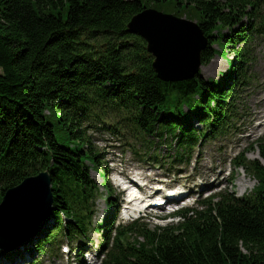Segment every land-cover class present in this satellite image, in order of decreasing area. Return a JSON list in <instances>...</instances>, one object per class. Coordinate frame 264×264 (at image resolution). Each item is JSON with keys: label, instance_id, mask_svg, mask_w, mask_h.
Returning a JSON list of instances; mask_svg holds the SVG:
<instances>
[{"label": "trees", "instance_id": "1", "mask_svg": "<svg viewBox=\"0 0 264 264\" xmlns=\"http://www.w3.org/2000/svg\"><path fill=\"white\" fill-rule=\"evenodd\" d=\"M146 7L196 20L207 37L202 63L232 56L224 78L159 80L145 42L127 31ZM255 36H264V0H0V197L47 169L56 224L44 239L49 250L59 236H87L95 194L88 170L101 161L83 123L123 113L140 133L175 141L188 161L199 137L225 134L232 123ZM255 145L263 163L235 162L257 179L253 194L202 200L176 224L135 221L117 231L102 264H264V139Z\"/></svg>", "mask_w": 264, "mask_h": 264}, {"label": "rangeland", "instance_id": "2", "mask_svg": "<svg viewBox=\"0 0 264 264\" xmlns=\"http://www.w3.org/2000/svg\"><path fill=\"white\" fill-rule=\"evenodd\" d=\"M153 9L168 15H173L175 13L174 10H167L161 7H155ZM253 56V61L248 64L251 78L235 89L233 93L234 95H240L238 98V106L236 107L237 113L236 118H234L235 123L233 128L225 135L216 138L215 141L205 143L204 146L201 147L205 158L197 163L194 160L191 162L194 168H202L200 169L201 174L195 176L197 178L194 180L196 184L200 183V181H202V184L207 183V185L216 184V182L223 180L222 176H224V179L227 178L226 173L231 168L229 160L241 150L244 151L247 149L248 144L264 137V37L257 39L253 48ZM228 58L230 59L231 57L229 56ZM227 65L226 58L216 55L210 62L201 66L200 72L205 79L219 80L222 77V73L226 72ZM113 121H116V119H108L105 124H103L96 118V125L95 122L90 121L88 123L90 126L88 132L90 133L92 146L102 151L100 155L103 161L102 167L105 165L109 169L108 182L111 184L113 190L112 198H115V200L119 198V204L123 202V199L117 195L119 188L116 187L115 183L120 174L135 180L139 178L147 184V187L155 184H158L160 187H172L170 184L174 182L173 180H178L179 182H175V184L180 183L178 186H183L187 179L193 176V172H190L185 174L187 175H184L185 177L181 175L175 178V176L164 174L166 172V164L157 165L147 156L140 159L136 153L123 144V141L127 140L139 146L147 147V142L152 140V138L142 136L141 134H138L136 137H131L130 133L132 132H130V125L125 124V122L124 125H121L118 132L112 133L111 130H107V127H109ZM154 142L155 143L150 146V151L153 155L159 154L161 157H166L171 152L167 142ZM196 151L197 150H195V152ZM247 156L253 158L257 155L249 153ZM219 172H223L220 177H218ZM89 176L94 184H96L97 188L94 203L96 211L94 220L97 223L107 219L113 213H110V211H112L111 209L109 211L105 208L104 200L105 198L107 199L108 196L106 195V190L102 186L103 182L98 178L97 171L90 169ZM233 178V186L232 188L229 187L228 190L235 192L236 195H243L254 186V181L251 180L242 169L234 170ZM242 182L245 184L243 187L241 186ZM221 187L222 186H219V189ZM152 190L153 189H151V191ZM160 194L161 193H159V195ZM191 202L192 199L190 198L189 203ZM164 213V211H159L160 215H164ZM132 215L138 216L137 213ZM128 217H130L129 212L125 209V206H121L117 212L118 222L125 221ZM148 222L152 225H154L155 222L163 224L165 220L153 221L152 219H148ZM49 227H51V224L43 227L41 230V232H43L42 237L49 231ZM90 236H92V241L94 243L97 244L99 242L97 234L91 232ZM33 244L34 243L31 245L29 244V247H32ZM95 247L96 246L89 247L84 256L80 259V256L74 254L70 255L69 262H73V264L76 262L79 264L80 260H84L86 264L92 263L95 258ZM15 252L22 256L21 262L16 264H33L31 262L33 259H38L39 264H66L65 258L61 257V255L51 256L46 253L42 255V253L36 251L33 253L29 251L23 253V249L20 248ZM15 252L9 253L15 255ZM4 253L5 252L0 250V254L4 256ZM3 256L0 255V264H8V260H5Z\"/></svg>", "mask_w": 264, "mask_h": 264}, {"label": "water", "instance_id": "3", "mask_svg": "<svg viewBox=\"0 0 264 264\" xmlns=\"http://www.w3.org/2000/svg\"><path fill=\"white\" fill-rule=\"evenodd\" d=\"M128 31L140 35L147 42V51L154 56L152 67L162 81L177 82L192 78L200 67V52L206 39L193 22L146 9L134 15ZM50 178L47 172L25 179L9 189L0 204V231L19 236L14 230L17 217L22 216L26 243L44 223L51 204ZM10 226V227H9Z\"/></svg>", "mask_w": 264, "mask_h": 264}, {"label": "bare ground", "instance_id": "4", "mask_svg": "<svg viewBox=\"0 0 264 264\" xmlns=\"http://www.w3.org/2000/svg\"><path fill=\"white\" fill-rule=\"evenodd\" d=\"M247 181H248V180H247ZM243 182H244V180H243ZM243 182L241 183V186H242V187L245 186V184H244ZM247 183H248V182H247ZM247 183H246V184H247ZM248 184H250V183H248ZM46 235H47V234H46Z\"/></svg>", "mask_w": 264, "mask_h": 264}]
</instances>
